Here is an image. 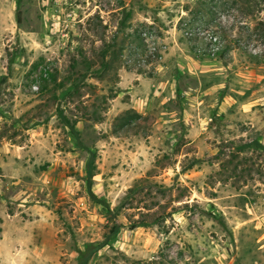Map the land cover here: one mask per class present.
<instances>
[{"label":"rangeland","instance_id":"obj_1","mask_svg":"<svg viewBox=\"0 0 264 264\" xmlns=\"http://www.w3.org/2000/svg\"><path fill=\"white\" fill-rule=\"evenodd\" d=\"M258 1L0 0V264H264Z\"/></svg>","mask_w":264,"mask_h":264},{"label":"trees","instance_id":"obj_2","mask_svg":"<svg viewBox=\"0 0 264 264\" xmlns=\"http://www.w3.org/2000/svg\"><path fill=\"white\" fill-rule=\"evenodd\" d=\"M252 1H255L256 6L260 5V2L258 0H245V2L247 4H249ZM16 20H17V22H20V12L19 11H17ZM259 26L262 29L261 34L264 36V20H261L259 22ZM232 47H233L232 44H225L224 48L220 52L221 53L220 55H224ZM103 63H104V61H103ZM51 79H53V77ZM59 85H63V83H59ZM147 118H148L147 116L142 115L141 113L137 112L135 109L128 108V109L124 110L122 114H120L119 116L116 117L117 123L113 124L112 131L114 134L118 135L121 131H123L125 129L127 131V129L133 127V124L139 122L140 120H146ZM65 122L67 125L71 126V122L68 119H65ZM74 127L75 126H71L69 128L72 131V129H75ZM71 133H73V135L75 134L74 132H71ZM248 144L249 143L240 144L238 146V148L244 149V147ZM254 144H256L258 147L264 149V142L262 143L259 139H255ZM140 188L141 187L139 185H134L133 187L128 188L127 194H125L123 196V198L121 199V201L119 202V204L112 209L109 207V205L107 204V202L103 198H99V203L101 205L105 206L107 211L111 214V216L113 218H115L122 208H126L127 205L132 204L133 195L138 193L140 191ZM142 214H144V213H142ZM168 214H169V212H168ZM145 215H148L147 212L145 213ZM165 217H166V214H164V213H161L160 215L155 217L153 220H147L145 218H131L130 216L127 215V218L129 219L128 225H129V228H131V229L136 228L138 226H147V225H150L152 223H161L162 221H164ZM120 226H121L120 223L116 222V220H115L111 224V226L109 227V230L105 234V238L103 239V241L98 242L97 244H91V245L89 244L87 247L83 248L80 252V256H81L80 264H85L87 262V260L90 257H92L99 248L111 243L113 236L119 231Z\"/></svg>","mask_w":264,"mask_h":264},{"label":"crops","instance_id":"obj_3","mask_svg":"<svg viewBox=\"0 0 264 264\" xmlns=\"http://www.w3.org/2000/svg\"><path fill=\"white\" fill-rule=\"evenodd\" d=\"M11 145V144H10Z\"/></svg>","mask_w":264,"mask_h":264}]
</instances>
